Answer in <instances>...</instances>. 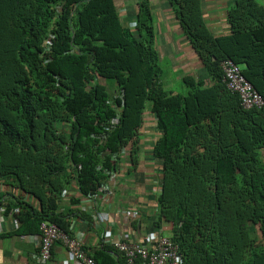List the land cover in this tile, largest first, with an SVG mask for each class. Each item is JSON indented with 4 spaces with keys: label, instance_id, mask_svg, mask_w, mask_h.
Wrapping results in <instances>:
<instances>
[{
    "label": "trees",
    "instance_id": "1",
    "mask_svg": "<svg viewBox=\"0 0 264 264\" xmlns=\"http://www.w3.org/2000/svg\"><path fill=\"white\" fill-rule=\"evenodd\" d=\"M167 1L210 84L186 74L185 92L164 88L150 0L138 35L115 0H0V182L21 191L0 206L19 209L18 235L47 220L69 231L63 196L101 202L125 152L138 166L150 103L160 217L183 264H264V106L244 109L221 68L241 65L264 98V4L235 0L217 36L202 0Z\"/></svg>",
    "mask_w": 264,
    "mask_h": 264
},
{
    "label": "crops",
    "instance_id": "2",
    "mask_svg": "<svg viewBox=\"0 0 264 264\" xmlns=\"http://www.w3.org/2000/svg\"><path fill=\"white\" fill-rule=\"evenodd\" d=\"M115 1L123 25L138 35L136 15L140 0ZM202 1L204 18L210 30L217 36L228 34L230 27L227 10L235 0ZM150 3L154 18V45L158 50L164 88L173 92H185L187 89L183 85V76L186 74L194 75L210 84L208 71L185 35L169 2L150 0ZM144 118V128L140 134L144 138L138 166H132L130 155L125 152L118 173L112 175L107 192L100 197L101 202L97 200L86 206L84 199L81 203H72L70 193L63 196L60 211L70 212L62 223L67 225L71 234L78 236L84 258L96 260L98 264L101 262L97 259L108 264H122L125 259L111 242H106L104 233L107 230L112 232L114 238L127 234L130 239L141 240L150 232L173 237L172 224L160 217L158 196L161 193L163 177L162 161L156 159L152 152L161 133L155 127L157 118L150 110V103ZM4 185L2 190L5 202L12 200L10 195H20L21 191L17 188ZM79 210L83 216H79ZM124 211L131 214L130 219L122 215ZM3 215L4 212L0 213V234H4L0 237V264H86L83 259L74 257L61 241L54 243L49 259L42 260L39 258L41 232L18 235L15 232L19 221L14 215ZM166 232L172 234L169 236ZM125 261L128 264L126 259Z\"/></svg>",
    "mask_w": 264,
    "mask_h": 264
},
{
    "label": "built area",
    "instance_id": "3",
    "mask_svg": "<svg viewBox=\"0 0 264 264\" xmlns=\"http://www.w3.org/2000/svg\"><path fill=\"white\" fill-rule=\"evenodd\" d=\"M224 77L223 80L229 90L237 93L244 109L261 108L264 106L263 96L254 88L251 82L243 75L242 68L231 59L222 62ZM118 120L116 119L115 122ZM115 175V174H113ZM5 185L0 183V195ZM88 204L90 199H85ZM93 201V200H92ZM11 210L8 215H14ZM5 214V207L0 206V213ZM126 218L131 215L129 212H122ZM106 217V216H105ZM41 237L39 240V258L48 260L51 256L55 242H63L76 258L83 259L86 264H98L96 260L84 258V252L78 239L70 231H65L56 223L49 220L43 221L40 225ZM106 242H111L127 260L128 264H183V256L180 247L172 238L158 232H150L143 239L134 240L125 234L123 237L114 238L112 232L107 230L104 233Z\"/></svg>",
    "mask_w": 264,
    "mask_h": 264
},
{
    "label": "rangeland",
    "instance_id": "4",
    "mask_svg": "<svg viewBox=\"0 0 264 264\" xmlns=\"http://www.w3.org/2000/svg\"><path fill=\"white\" fill-rule=\"evenodd\" d=\"M120 1V0H119ZM118 1V2H119ZM260 4H264V0H257ZM122 2V1H121ZM178 91V90H177ZM172 233H170V232H166V235H171Z\"/></svg>",
    "mask_w": 264,
    "mask_h": 264
},
{
    "label": "clouds",
    "instance_id": "5",
    "mask_svg": "<svg viewBox=\"0 0 264 264\" xmlns=\"http://www.w3.org/2000/svg\"><path fill=\"white\" fill-rule=\"evenodd\" d=\"M234 63H235V62H234ZM238 65H239V64H238ZM239 66L241 67V65H239ZM241 68H242V67H241ZM122 215L125 216L124 214H122ZM129 219H130V216H129ZM146 235H147V234H146ZM146 235H145V236H146ZM145 236H144V237H145ZM144 237H143V238H144ZM176 243H177V242H176Z\"/></svg>",
    "mask_w": 264,
    "mask_h": 264
}]
</instances>
